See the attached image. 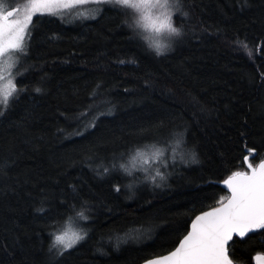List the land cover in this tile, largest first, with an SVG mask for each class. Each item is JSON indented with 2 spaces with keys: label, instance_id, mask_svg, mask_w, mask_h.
<instances>
[{
  "label": "trees",
  "instance_id": "obj_1",
  "mask_svg": "<svg viewBox=\"0 0 264 264\" xmlns=\"http://www.w3.org/2000/svg\"><path fill=\"white\" fill-rule=\"evenodd\" d=\"M183 3L180 37L112 4L35 18L19 98L0 116V264H53L49 233L70 225L88 236L59 264H143L229 195L223 180L249 170L245 155L264 158V0ZM156 151L163 158L144 171L135 155ZM188 151L197 163L182 161ZM45 197L50 210L38 213ZM83 201L87 221L76 215ZM257 254L264 229L230 243L235 264Z\"/></svg>",
  "mask_w": 264,
  "mask_h": 264
},
{
  "label": "snow or ice",
  "instance_id": "obj_2",
  "mask_svg": "<svg viewBox=\"0 0 264 264\" xmlns=\"http://www.w3.org/2000/svg\"><path fill=\"white\" fill-rule=\"evenodd\" d=\"M90 3H109L141 11L149 6L159 9L160 14L157 17L159 25L154 24L153 27L157 31L166 29L171 36L175 37H180L183 33L180 27L173 26V16L176 13H180L181 17L189 15L187 11H184L183 0H25L22 6L9 10L0 7V85L3 83L4 73L7 72L9 75L7 90L0 86V116L5 115L10 103L19 98V89L15 80L11 78L10 70L13 68V64L9 61H12L14 56H16L17 62L27 56L25 42L30 40L33 18L45 15L62 18L64 10ZM116 10L119 11V8ZM143 18L148 19V16L145 15ZM129 27L132 26L129 25ZM153 47L157 55H163L167 46L156 43ZM35 91L41 92L42 89L38 87ZM186 131L185 129L178 134L185 144ZM255 152L254 148L248 149L250 154ZM181 158L184 162H198L197 154L194 151L185 152ZM252 159H255V155L252 156ZM244 161L249 170L233 171L227 179L223 180L230 195L221 197L216 206L196 215L195 219L191 221V231H187L173 250L146 259L145 264H234L233 259L229 256V242L233 240V237L243 238L249 233L264 229V158L260 159L258 166L250 161L249 155L244 156ZM115 167L113 165V168ZM107 172L109 169L105 167L104 173ZM4 174L7 175L6 172ZM157 175L161 180L165 179L159 172ZM159 186L157 184V187ZM116 191H120L119 186L116 187ZM46 201V197L41 200L40 206L36 209L38 213L50 210V205H47ZM70 207L73 210L76 208L75 205H70ZM92 211L88 202L83 201L76 215L81 220L87 221L91 217L85 215V212ZM49 227L52 225L49 224ZM88 231V228L82 227L79 231L69 229L61 234L50 232V236L54 235V243L49 245L50 259L53 264H59V259L64 256L65 252L85 240ZM117 247H119V237L117 238ZM53 248L57 251L51 255ZM97 250L103 254V249L98 248ZM255 260L256 264H264V255L257 254Z\"/></svg>",
  "mask_w": 264,
  "mask_h": 264
},
{
  "label": "rangeland",
  "instance_id": "obj_3",
  "mask_svg": "<svg viewBox=\"0 0 264 264\" xmlns=\"http://www.w3.org/2000/svg\"><path fill=\"white\" fill-rule=\"evenodd\" d=\"M24 2H25V0H23L22 2L14 5L13 7H11V6H8L7 7V5L5 3L1 2L0 3V7H3L5 10H9L11 8H14V7L22 6ZM92 4L93 3L87 4V5H84V6H79V8H82V9L85 10L86 7H88L89 5L91 6ZM103 4H109V3H101V4H98V5H103ZM90 8L91 7L86 8V11H88ZM127 8L128 9H131L134 12H136L138 14V17L141 18V20L143 19V24H144V26H145V28H146L147 31L151 32L150 30H152V31L156 30V28L153 27V25L154 24L157 25V26L159 25V20H157V17L160 14V10L159 9L152 8L150 6L147 7V8H145L143 11L137 10V9H134V8H131V7H127ZM85 13H82L81 15H83ZM69 14H72V16H74V7L64 10L62 16L69 15ZM145 15L148 16V19H144L143 18ZM174 16H173V18H174ZM37 17H40V16L34 17L33 18V23L35 21V18H37ZM82 17L83 18H86V19L89 18L88 15H84ZM161 31L166 32L167 30L164 29V30H161ZM27 42H28V40H26L25 43L27 44ZM19 61L17 62L16 56L13 57L12 61H9V63L13 64V68L10 71L12 72V77L11 78L14 79V80H15V77H16L17 65H18ZM8 80H9V75H8L7 72H5L4 73V77H3V83H2V85H0V86L3 87L4 90H7V88H8ZM15 83H16V81H15ZM135 156L138 159H140L139 165L144 168V171H146L148 169H151V167H153V165H154L153 163H155L158 160H160L161 158H163L162 154L159 151H156V153L141 152V154H137ZM165 159L167 160V163H168L169 162V159L166 156H165ZM171 163L172 162H169L166 166L171 165ZM133 165H134V162L132 163V166ZM69 229H71L73 231H79V229L75 225H70V227H68L66 229H63L62 231H59L56 234H61L62 232L67 231Z\"/></svg>",
  "mask_w": 264,
  "mask_h": 264
},
{
  "label": "water",
  "instance_id": "obj_4",
  "mask_svg": "<svg viewBox=\"0 0 264 264\" xmlns=\"http://www.w3.org/2000/svg\"><path fill=\"white\" fill-rule=\"evenodd\" d=\"M225 186V185H224ZM225 188H226V186H225ZM227 189V188H226ZM227 191H228V189H227ZM229 192V191H228ZM229 195H230V192H229ZM191 231V230H190ZM235 237V236H234ZM234 237H233V239H234ZM232 241H230L229 243H231ZM143 264H145V262L143 263ZM235 264V263H234Z\"/></svg>",
  "mask_w": 264,
  "mask_h": 264
}]
</instances>
